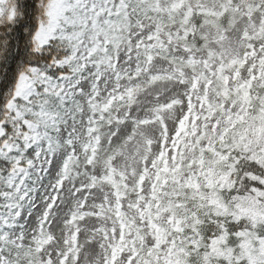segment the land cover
Here are the masks:
<instances>
[{
	"label": "snow or ice",
	"instance_id": "obj_1",
	"mask_svg": "<svg viewBox=\"0 0 264 264\" xmlns=\"http://www.w3.org/2000/svg\"><path fill=\"white\" fill-rule=\"evenodd\" d=\"M0 264H264V0H0Z\"/></svg>",
	"mask_w": 264,
	"mask_h": 264
}]
</instances>
